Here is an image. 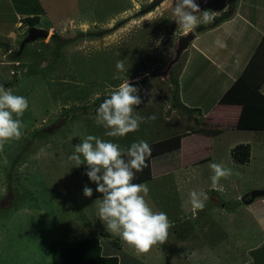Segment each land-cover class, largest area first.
Here are the masks:
<instances>
[{"label":"rangeland","instance_id":"obj_1","mask_svg":"<svg viewBox=\"0 0 264 264\" xmlns=\"http://www.w3.org/2000/svg\"><path fill=\"white\" fill-rule=\"evenodd\" d=\"M152 1L0 0V84L29 101L23 136L0 151V264H52L51 243L85 238H97L102 253L118 264H264V235L249 213L259 209L242 201L264 190V131L236 129L233 115L203 118L215 103V87L180 78L186 53L177 60L175 53L186 34L175 22L172 0L148 9ZM258 1L242 0L238 11H251L248 4L258 7ZM197 2L217 11L215 20L229 6V0ZM35 15L34 27L48 37L20 51L29 28L23 19ZM203 26L188 34L194 37ZM190 43L192 52L198 42ZM118 60L126 71L116 69ZM191 62L187 74L195 77L203 68L196 58ZM126 79L141 89L136 112L156 119L125 137H107L96 124V107ZM220 129L231 149L248 146L246 163L221 158L224 147L210 138ZM87 135L121 147L180 137V148L150 159L151 178L142 182L153 209L166 212L173 224L164 244L138 253L106 231L94 203L99 197L83 195L86 165L68 159ZM218 155L232 175L213 189L209 165ZM193 190L207 193L202 210L189 203Z\"/></svg>","mask_w":264,"mask_h":264},{"label":"clouds","instance_id":"obj_2","mask_svg":"<svg viewBox=\"0 0 264 264\" xmlns=\"http://www.w3.org/2000/svg\"><path fill=\"white\" fill-rule=\"evenodd\" d=\"M172 4L175 22L185 34L201 24H211L218 15L215 10H202L197 0H172ZM161 40L156 41L157 46ZM220 46L227 45L221 43ZM115 67L119 72L126 71L123 60H118ZM140 92L139 86L126 79L96 107V124L106 129L107 137H125L138 131L142 123L155 121V114L144 117L136 112L143 103ZM28 108L29 101L25 96L14 94L11 88L0 84V151L9 140H19L23 136L25 125L21 117ZM151 152V146L143 139L121 147L111 140L87 135L74 145V151L68 157L76 167L87 166L85 175L96 185L95 191L101 194L94 203L106 231L118 235L138 253H147L153 246L164 244L173 226L166 212L151 206L147 199L148 184L133 182L136 173L147 167ZM209 167L214 173L211 176L213 189L221 179L232 175V170L220 163H211ZM83 195L92 197L93 189L85 185ZM207 199L205 192L193 190L189 193L193 210H202Z\"/></svg>","mask_w":264,"mask_h":264},{"label":"trees","instance_id":"obj_3","mask_svg":"<svg viewBox=\"0 0 264 264\" xmlns=\"http://www.w3.org/2000/svg\"><path fill=\"white\" fill-rule=\"evenodd\" d=\"M237 0H229L227 12L211 24L199 28V32L216 27L227 20L233 13ZM28 27H34L38 16L24 18ZM264 34L249 62L241 75L231 84L227 91L220 97L215 106V114L224 115L225 118L233 115L236 118L235 128L238 130L264 131ZM232 110L233 112H229ZM216 130L210 132L214 133ZM152 152L147 159V167L142 172L136 173L134 183H142L151 178L150 159L180 148V137L174 136L159 142L149 144ZM231 158L238 164H244L249 158L248 146L238 145L230 152ZM87 166L82 168L84 181L93 189L92 198L100 197L95 191L96 185L85 175ZM108 237L107 235H103ZM52 264H118L115 256H103L101 246L97 238H85L78 240L56 241L48 247Z\"/></svg>","mask_w":264,"mask_h":264},{"label":"crops","instance_id":"obj_4","mask_svg":"<svg viewBox=\"0 0 264 264\" xmlns=\"http://www.w3.org/2000/svg\"><path fill=\"white\" fill-rule=\"evenodd\" d=\"M258 2L262 5L252 7L251 3H249L248 6L252 10L244 12L241 10L238 11V5L243 6V3L242 0H237L233 13L227 20L221 22L212 29L194 35L193 40L196 39V42H198L197 45L193 46L192 52H189L190 43L187 49L182 52L186 53V56L180 78H196V82L209 83L210 86L215 87L216 90L213 96V102L215 103L203 118H206L207 114L213 115V113L217 112L215 106L218 100L241 75L264 34V0ZM221 43H225L227 46L221 47ZM194 58H196L197 67L201 65L203 70L199 75L192 77V75L187 73L189 65L192 66L191 60ZM206 63H208V65ZM208 78L213 79L211 80ZM197 108L198 107L193 105H189L188 107V109ZM214 117H217L215 120L218 121L226 120L225 116L221 114H215ZM224 132V130L220 129L217 132V136H210V138H213L215 141L217 140L219 144H222L224 147V154L221 158L228 157L230 159V152L233 148L231 149V145L228 143V139L225 137ZM213 144L215 145V142H213ZM228 149L229 153L227 152ZM221 158H219L218 155L214 161L221 163ZM222 165L227 168L230 167L229 163ZM250 204L251 205H245H249V208L254 205L259 209L257 212L252 209L249 213L254 223L264 235V199L259 203H255L254 200ZM227 217L232 218L234 216L233 214H227ZM101 254L103 256H112L111 254L107 255L102 253V248Z\"/></svg>","mask_w":264,"mask_h":264},{"label":"water","instance_id":"obj_5","mask_svg":"<svg viewBox=\"0 0 264 264\" xmlns=\"http://www.w3.org/2000/svg\"><path fill=\"white\" fill-rule=\"evenodd\" d=\"M162 1L163 0H153L151 2V4L148 6V9L158 6ZM47 37H48V32L46 30L37 29L35 27H30V28H28L27 36L21 42L19 49L21 51L26 44L35 42V41L40 40V39H46ZM193 38H194L193 35L186 34L185 36L181 37L178 40L177 49H176V53H175L176 54V58H175L176 60L181 55V53L187 49V47L189 46V44L193 40ZM133 84L135 85V82ZM262 197H264V190H254V191H252L249 194L244 196V198H247V200H244V198H242V201L245 204H250L255 199L262 198Z\"/></svg>","mask_w":264,"mask_h":264},{"label":"flooded vegetation","instance_id":"obj_6","mask_svg":"<svg viewBox=\"0 0 264 264\" xmlns=\"http://www.w3.org/2000/svg\"><path fill=\"white\" fill-rule=\"evenodd\" d=\"M27 30H28V29H27ZM26 36H27V31H26ZM26 36H25V37H26ZM244 200H247V198H244Z\"/></svg>","mask_w":264,"mask_h":264}]
</instances>
